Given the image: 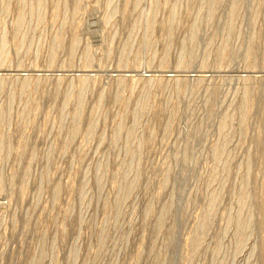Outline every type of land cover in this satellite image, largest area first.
I'll list each match as a JSON object with an SVG mask.
<instances>
[{"label":"rangeland","instance_id":"rangeland-1","mask_svg":"<svg viewBox=\"0 0 264 264\" xmlns=\"http://www.w3.org/2000/svg\"><path fill=\"white\" fill-rule=\"evenodd\" d=\"M0 264H264V0H0Z\"/></svg>","mask_w":264,"mask_h":264}]
</instances>
